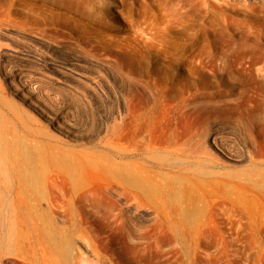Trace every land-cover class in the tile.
<instances>
[{"label": "rangeland", "instance_id": "rangeland-1", "mask_svg": "<svg viewBox=\"0 0 264 264\" xmlns=\"http://www.w3.org/2000/svg\"><path fill=\"white\" fill-rule=\"evenodd\" d=\"M186 1L0 0V195H27L15 175L24 170L47 198L37 215L44 247L15 235L30 227L29 214L0 211V264L51 258L49 229L69 249L62 264H176L180 250L184 264H264V12L223 16ZM139 51L143 65L132 57ZM21 81L40 106L21 94ZM48 107L67 113L75 133L68 121L52 125ZM122 112L129 146L150 137L167 157L177 142L187 148L184 167L169 172L196 211L181 246L152 212L124 216L116 190L106 189L119 179ZM238 192L257 197L256 215L237 213Z\"/></svg>", "mask_w": 264, "mask_h": 264}, {"label": "bare ground", "instance_id": "bare-ground-1", "mask_svg": "<svg viewBox=\"0 0 264 264\" xmlns=\"http://www.w3.org/2000/svg\"><path fill=\"white\" fill-rule=\"evenodd\" d=\"M184 1H186V0H184ZM188 1H191L190 4L192 5V7L191 6H189V7H191L193 9V6H195L194 10L196 9V7H197V9L200 10V12H203V10H205L206 12L207 11L210 12L211 10H214V12L217 11L221 15L223 14V16H225L224 15L225 11L230 10V9L241 10V11L245 12V14L264 12V0H188ZM183 4L184 3H182V5ZM181 13H183V11H181ZM168 14H170V13H168ZM170 16H171V14H170ZM250 37H251V35H249V37H247V35H246L245 40L246 41L249 40ZM226 39L229 42L233 39V36L228 35L226 37ZM184 53H186V51H184ZM168 54H169V52H167V57H165L166 59L168 58ZM187 54H188V52L185 54L187 56V61H188L190 59V57L188 56L189 54L188 55ZM197 55H199V54H196V56ZM145 56L146 55L144 53H142L141 51L132 55L134 60L136 59L140 63V65L144 64ZM169 57L170 58L172 57L173 58L172 60L175 59L173 54H171V53H170ZM175 57H177V54ZM197 57H195V58H197ZM199 57H200V55H199ZM172 60H171V62L173 63ZM190 60L193 62V59H190ZM166 61H168V60H166ZM174 61H176V59ZM195 61H196V63L198 62L196 59H195ZM168 62H170V61H168ZM190 62H188V64ZM165 64H166V62H165ZM168 64H170V63H168ZM190 64H193V63H190ZM125 68H126V64L124 63L122 65V75L120 76L121 81H122V85H123V92H122L123 100H125V98H126V96H125V84H126V79H127V73H126ZM7 69L8 68H6V70ZM13 71H14V68H13ZM12 80H14V79H12ZM26 82H28V81H26ZM26 82L21 81V83L19 85V90H20L21 94L23 96H25L31 102V104L33 106H40V103H38L36 101V99H38L39 94H37L36 89H34L30 86L31 84H27ZM43 98H42V101H43ZM40 100H41V98H40ZM40 100H39V102H40ZM45 103L44 104L47 105V102H45ZM66 114L62 111L59 112L58 109L54 110L52 107L51 108L48 107V110L45 111V115L52 120V125H55L57 127H60V125L62 123L61 120L64 121L65 123H66V121L69 120ZM68 122L67 123L71 127H69V129H67V131L71 134L75 133V129L72 127L77 126V125L74 126V124L76 122L75 123H72V122L70 123V121H68ZM208 134H209L208 137H211L213 139L214 145L217 146L216 145V143H217L216 137L217 136L214 135V132H211ZM121 138H122V143H121V148H120V161L117 164L118 175H119V179L117 181L118 183L116 182L117 186H115L111 182L110 183L107 182V184H106L107 191L111 192V191L116 190L119 198L122 200V205L120 208H121V212L124 214V216L128 211H129V213H130V211L135 212V214L137 213L138 215H140V218H141V215L143 216V213H144L143 211L152 212L151 214L152 215L154 214L153 218L154 217L156 218V222H158V225L160 224V227H162L164 231H167L168 233H170V236L174 237V239L180 244L179 246H181L185 240V236H184V231L186 229L185 228L186 227L185 219H186V217L191 216V214H194L196 211L194 208L187 206L184 203V198H183L184 188H187V186L186 185L184 186L183 179H181V177H173L171 175V173H169V172L171 170H173L174 168H178L176 170V171H178V170L182 169V167H184V165H183L184 160L182 157L183 153H181V152L187 148L182 146L183 142H177L178 144H176V146L172 148L174 154H171L170 157L169 156L167 157L165 154H162V155L160 154L162 149H159V148H163V146L156 145L150 137H147L143 141H141L142 142L141 144L136 143L137 142L136 141L132 146H129V144L127 143L126 113H123V112L121 115ZM218 149H219V147H218ZM166 150L169 151L168 149H166ZM141 151L147 152L149 159H147V160L143 159L141 161L140 160V159H142V157L140 156V154L142 153ZM106 170H108V169L106 168ZM15 175L19 178L21 184L24 186L25 190L28 193L25 196H16V197L15 196L0 195V211L2 209L15 208V209H20L23 212L29 214L31 216L30 222L28 223L30 225V227L29 228L27 227L25 229V231H24V229L19 230V229L15 228V230H17L15 232V235L20 236V237L25 238V239L26 238L30 239L31 237H34V238L36 237V239L39 240L38 243H40V241H42V240H40L41 236L43 237V235L41 233V228L43 229V227H40V225L37 224L38 223L37 222L38 221L37 215H39V213L45 209L44 207H42V203L46 202L47 198L45 201L42 202V200L45 197L36 195V192L34 190L35 189L34 186L37 182V179L35 178L36 177L35 175L28 173V172H25L24 170H23V175H19V174H15ZM18 187L20 188L21 185L18 184ZM16 193L19 194L20 193L19 190H16ZM252 196L254 197V195H252ZM255 199H251V196L249 198L247 195L244 196L243 194H240L238 192L234 195L233 198H231V200H232L231 202L233 203V204L232 203L231 204L234 205L235 210L237 209L238 214H239L238 211H240V209H242L240 212H242L244 209L243 212H245V214H248L247 216L251 218V216H253V214H255L253 212V205L254 204L252 201ZM259 200H261V199H259ZM262 201L260 202L261 203L260 207L261 206L262 207L260 209H259V207L257 208L258 210H260L258 212L259 221H257V223L258 222L260 223L259 225H264V203ZM45 205H47V203ZM255 206L257 207L256 204H255ZM255 206H254V211L256 210ZM49 209H51V208H49ZM50 212H51V210H50ZM255 212H257V210ZM254 218L256 219V217H254ZM258 218H257V220H258ZM249 219H248V222L250 221ZM139 221H137L136 227L139 225V223L141 224V222H139ZM251 221L253 222L252 219H251ZM153 223H155V222H153ZM254 223H255V221H254ZM254 223H252V224H254ZM257 223L255 225H257ZM248 224L250 225V223H248ZM51 225H52V223H50V225L46 226V227L51 228ZM139 228L141 229L140 225H139ZM140 229H138V230H140ZM262 230H264V228ZM260 231H261V229H260ZM262 233H264V232H262ZM5 234H6V239H8L12 234H14V232L11 229L10 230L8 229L5 232ZM53 234H54V229H49L47 231L45 230L44 235H46L50 238V241H49V238L47 237L48 242L51 244L49 248H51V253H53V254H52V257L49 258L48 260L46 259L47 253H46V255L44 254L45 256L43 255L44 258L42 257L43 260H41L39 262V264H62L61 262L63 260L59 259L60 258L59 256H64L66 258L69 255V249H68L66 244H58L56 242H53L54 241L52 239ZM0 238H1V231H0ZM47 238H44V240ZM51 239H52V241H51ZM48 242H47V246H49ZM44 243H43V241H42V244L40 243L42 245V247H44L43 245H46ZM47 248H46V250H48ZM46 250L43 249L44 252ZM180 252H181V254H180L181 257H179L180 260L177 259L176 261L178 264H184V261H183L184 258H182L183 257L182 251L180 250ZM51 253H49V254H51ZM48 261H50V262H48ZM84 263L89 264V263H87V261Z\"/></svg>", "mask_w": 264, "mask_h": 264}]
</instances>
